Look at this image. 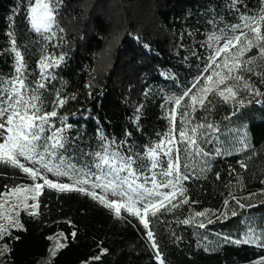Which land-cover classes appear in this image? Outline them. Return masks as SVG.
Segmentation results:
<instances>
[{
	"label": "trees",
	"instance_id": "obj_1",
	"mask_svg": "<svg viewBox=\"0 0 264 264\" xmlns=\"http://www.w3.org/2000/svg\"><path fill=\"white\" fill-rule=\"evenodd\" d=\"M96 1L51 0L60 8L53 32L37 33L28 19L29 0H0V81L7 87L14 74L12 36L24 57L25 83L42 97L41 114L53 110L57 92L67 98L51 118L53 130L64 128V156L78 167L91 166L93 157L86 154L100 150L103 134L108 142L115 141L110 150L134 156V167L146 174L150 168L146 150L173 126L169 107L193 88L222 41L248 30L242 17L258 18L264 0H157L154 14L160 31L149 38L157 53L144 51L123 28L111 42L110 56L104 54L109 46L108 24L97 14ZM88 6L92 9L86 10ZM85 13L90 21L84 23ZM234 25L241 27L234 29ZM261 31L264 34V26ZM259 47H264V41ZM259 47L242 54L255 58L252 71L243 76L251 88L240 90L232 102L209 94L210 106L191 111L196 122L223 127V131L229 125L245 126V148L215 153L214 145L202 144L206 163L192 171L184 167L187 159L182 151L180 171L189 178L180 181L175 196L164 202L166 208L156 216L149 214V229L124 209L117 216L89 195L45 186L35 194L37 208L19 211L22 227L3 237L10 264H38L57 231L65 236V244L50 264H160L157 252L164 264H261L263 245L236 242L245 227L264 225V58ZM61 54L64 59L58 66L41 73V57L51 62ZM40 84L45 87L40 89ZM256 89L261 95H255ZM183 100L176 109V124L184 113ZM93 171L102 175L99 169ZM86 178L92 190L95 178ZM20 183L31 187L34 181L19 168L0 163V200ZM95 191L102 195L98 188ZM200 212L206 214L197 215ZM148 230L153 232L156 248L147 238Z\"/></svg>",
	"mask_w": 264,
	"mask_h": 264
},
{
	"label": "snow or ice",
	"instance_id": "obj_2",
	"mask_svg": "<svg viewBox=\"0 0 264 264\" xmlns=\"http://www.w3.org/2000/svg\"><path fill=\"white\" fill-rule=\"evenodd\" d=\"M55 8L52 7L51 0H29L28 19L32 29L37 32H50L53 26L56 24ZM244 20V28H247L250 33L253 34L252 39H248V33L241 31L239 35H235L230 38H226L222 47L215 51L214 56H210L209 60L215 64L216 68H226L229 73L233 71V67L236 70L241 68L240 63H236L233 67L228 65L227 52L230 46L234 45V41L239 43L242 40L245 41V46L240 48V53L245 51H251L253 47H259V42L264 41V34H262L261 28L264 26V10L259 13L257 17H242ZM234 29H239L240 25L232 26ZM63 31V29H61ZM11 35V34H10ZM211 39L219 40V37H211ZM12 51L16 57V73L17 75L12 77L7 82V87H3V81H0V163L11 165L12 167L19 168L24 173L28 174L34 181L39 179L43 180V183H36L32 189L40 194V191L47 186L50 189H56L59 192H72L77 191L91 196L93 199L99 200L105 207L115 210L117 216H120L121 209L131 213L133 216L139 217L140 222L145 229H149V220L147 217L156 216L157 212L166 208L164 201L169 200L170 197L175 196L177 184L183 179L187 180L189 177L181 173V152L186 155H206L203 149L199 147L197 132L201 128H206L211 131H215V127L212 124H199L195 127H185L189 121L187 117L188 112L182 114L180 123L181 127L177 131L176 129V109L181 106V101L184 97H190L191 103L187 107L192 108L195 112L196 105L199 104L201 108H207L212 104V101L208 98L210 93H213V87L210 82H213V76L221 77L220 72L213 71L212 75L206 77L205 86L200 88L201 95L197 96L192 94V89L186 90L181 97L175 99V106L170 115V119L173 122L171 133L167 134L164 139H161L159 143L153 148H149L145 153L147 161L150 162V168L148 171L150 176H145L143 171L137 165V158L132 155H121L119 151L110 150L115 141L108 142L107 138L101 134L100 139L103 142L100 150L94 153L86 154L93 157L91 166L85 164L82 167H78L67 159L63 152L65 148V137L62 135L64 128H55L51 123V118L57 116L56 108L62 107L66 103L67 98H61L59 92L56 93V98L53 101L55 107L52 111H46L41 114V107L43 104L42 97L37 94V89L29 90V86L25 83V77L23 75L25 64L24 57L21 52L15 47V40L12 41ZM221 53H225L224 64L216 63V57ZM259 55L264 58V47H259ZM64 59V55L61 54L58 59L52 58L49 62V57H41L38 62L41 65V73L45 69L53 67V65L59 64ZM255 59V58H252ZM252 59L246 63L251 64ZM212 64L208 65L211 68ZM251 72V68L245 69ZM230 76L219 78L213 82L216 85L223 84L226 79H230ZM237 80L243 79L241 76L236 77ZM197 84L200 83L197 78ZM43 89L45 85L40 84L38 86ZM196 84L193 85V88ZM246 88H251V85L245 84ZM226 93L231 94L230 96ZM223 99L224 102H228L230 98H235L236 92L231 88H227L225 91H218L216 93ZM255 95H261L258 89L255 90ZM75 98L74 96L72 97ZM58 101V103H57ZM260 101H257L259 103ZM243 105V101H239ZM251 103V101H249ZM6 117V119H5ZM70 127V126H66ZM50 133V134H49ZM178 136V139H177ZM181 145L184 147L181 148ZM163 151V156L166 157V161H162L158 157ZM23 158L25 161L31 162L33 165L39 164L40 167H28L25 163L21 162ZM56 161V163H54ZM145 161H141L144 163ZM166 163V167H162V164ZM187 167V165H184ZM241 167H247L245 164H241ZM160 168L158 175L162 177L161 180H157V173L155 169ZM41 169L45 173H54L56 176L69 177L71 183L56 182L48 179ZM93 169H99L102 175H97ZM124 173V175H121ZM175 173V182L172 179H163L172 177ZM86 177H94L95 180H103L104 183H96L92 181V190L86 189L85 184L89 183V179ZM143 178V183L137 181ZM219 178V174H217ZM151 183L152 187H146L147 183ZM264 183V181H262ZM96 188H103L106 192H110L113 196L120 199H107L106 195H98L95 191ZM159 188H171V192H159ZM15 191H19L18 189ZM183 189H181V194ZM234 200L235 197H232ZM35 199V197H33ZM170 202V201H169ZM187 203V199L184 200ZM236 203L241 207H245L240 204L239 200ZM228 201H225V205ZM175 206V205H174ZM32 208H37L38 205H31ZM248 207H254L249 205ZM31 215H36V212H31ZM206 212L197 213L199 216L205 215ZM232 215L235 216L236 212L233 211ZM5 219L11 221V217H5ZM189 221H184L188 223ZM211 223V221H209ZM14 226L22 227L18 221H15ZM201 228L205 227L204 224L199 225ZM7 234V229L0 225V238ZM75 236V233H73ZM147 238L152 242L153 248H156V243L151 230L147 231ZM237 243H247L248 241H236ZM62 247V245L57 246ZM7 250V245H5ZM106 251V250H104ZM156 258L160 261V264H164L163 259L157 252ZM99 259V257H94ZM264 264V261L261 262Z\"/></svg>",
	"mask_w": 264,
	"mask_h": 264
},
{
	"label": "rangeland",
	"instance_id": "obj_3",
	"mask_svg": "<svg viewBox=\"0 0 264 264\" xmlns=\"http://www.w3.org/2000/svg\"><path fill=\"white\" fill-rule=\"evenodd\" d=\"M156 3H157V0H98L93 4V6L97 7L98 9L97 14L100 15L104 20H106L108 24L109 34H108L107 42L109 46L108 48H105V53H104L105 56H110L112 52L111 42L114 41L118 36H120L119 34L123 31V28H125L127 31V37L133 39L137 44H139V46L142 47L144 51L147 50L148 52H151V53H157L154 46H152L151 43H149L151 41L149 38L152 37L153 39L160 31L159 30L160 24L157 21V18L154 14V10H155L154 8L156 6ZM52 7L55 8L56 10L55 12V16H56L58 13V10L60 9L59 5L52 4ZM89 9H92V8L88 6L86 10H89ZM83 15H84L83 16L84 20L82 18L81 20L84 23L85 21H90V16L87 13ZM76 22L77 21L74 20L73 24L74 23L76 24ZM53 28L50 32H53ZM246 33H248V39L253 38V34L250 33L249 30H247ZM239 34H240V31L238 32L237 35ZM12 41L13 39L11 36L9 40L11 47H13ZM224 42L225 40L222 41L220 45H218V48H220L221 44H223ZM244 46H245V41L242 40L239 43L234 41V45L230 46L227 52L228 65L230 67H233L236 63H240L241 68L239 70H236L233 67V71L229 73L226 68H223V67L219 69L216 68L215 64H213V62L210 61V64H212V67L208 68L207 71H204V73L199 77L200 83L199 84L195 83L196 87L192 88V94H195L197 96L201 95L199 90L200 88L205 86L206 77H208L209 75H212L213 71L220 72L221 77H225V76L231 77L230 79H226L223 84L216 85L213 82L217 81L221 77L213 76V82H210L211 86L213 87V93H210V94H213L215 97L222 99L216 93L218 91H225L229 87H231L236 92L235 98L238 96L240 90H246L247 88L245 87L246 83L244 82V78L241 80L236 79L237 76L243 77L244 74L248 72L245 70L246 68L252 69L254 66V59H252V56H244L240 53V48ZM214 55H215V52L213 56ZM105 56L102 55L104 59H105ZM224 57H225V53H221L220 56L216 57V63L223 65ZM250 59H252V63L251 64L246 63ZM161 73L164 76L166 75L165 72L163 71H161ZM16 75L17 73H16V57H15V69H14V74L12 77ZM226 94L229 96L231 95L229 93H226ZM235 98H230L228 102H232ZM190 103H191L190 97H186L182 102L183 104L182 106H184L183 108L184 112L189 113V116L187 117L189 124L184 125V126L191 128L199 124H205L202 122L201 123L196 122L194 119H192V115H191L192 108L187 107V105ZM174 107H176L175 104L169 107L171 113ZM196 107H200L199 104H197ZM181 117H182V114L179 115V122L178 124L175 125L177 131L182 126L180 123ZM222 128L215 127L216 129L215 131H211L206 128L199 129L197 132L199 147L202 148L201 147L202 144H205V145L211 144L215 146V150H214L215 153H226V152L228 153L231 151H238L241 148H245L248 145V136H247L245 126L229 125V127L224 131L222 130ZM171 129L172 127H170L166 131V133L160 138V140L164 139L167 134H170ZM177 139H178V136H177ZM159 141L155 142L150 148L155 147V145L159 143ZM183 147L184 146L181 145V148ZM203 152L206 153L205 151ZM184 156L187 159L186 165L188 169L192 171L193 168L195 167H203L205 165L207 153L206 155H196L194 153L191 155H185L184 153ZM208 157H210V155H208ZM158 158L161 159L162 161H166L167 159L166 157L163 156V151H161V154ZM20 159H21V162L25 163V165L28 167H37V168L40 167L39 164L33 165L31 162L25 161L23 158H20ZM54 163H56V161H54ZM162 167H166V163L162 164ZM160 170H161L160 168H157L154 170L157 173L158 181L162 179V177L158 175ZM41 172L44 173L48 179H51L53 181L71 183V181L67 182L65 178H63L62 176L58 177L54 173H45L43 169H41ZM144 175L150 176L151 173L148 172ZM163 179H172L173 182H175V173L173 174L172 177L163 178ZM104 182L105 181L101 180L99 183H104ZM137 182L143 183L144 182L143 178ZM36 183L42 184L43 180L38 178L37 180L34 181L31 187H29L28 184L20 183L15 187V189H13L11 192L4 195L3 199L0 200V225L4 226L7 229V234L13 228L18 227V226H14L15 221H18L19 225L21 224L18 218V214L21 209H28V210L33 209L31 205L35 204L34 202L35 199H33V197H35L36 192L33 191L32 189L34 188V185ZM89 186L90 185H87V184L84 185L86 189L89 188L90 190ZM180 186H181V182L177 184L176 192L180 189ZM146 187L151 188L152 187L151 183L150 182L147 183ZM17 189L19 191H15ZM98 191H102V195H106L107 199L109 200L120 199L119 197L113 196L110 192H106L105 189L103 190V188H98ZM157 191L171 192L172 189L171 188H159L157 189ZM5 217H11L12 219L11 221H9L5 219ZM3 237L0 238V264H10V262L5 257V255L8 253V246H7V250H5V245L7 244L4 242ZM61 239H63L64 244H65V236L63 235L61 231H57L50 236L49 243L51 242V240H54L55 242L56 241L59 242L61 241ZM239 241H248L247 243L258 244V245L264 246V225L261 228H257V227L246 228L245 227L244 230L241 232V235L239 236ZM44 256L38 260V264H40ZM51 260L46 261L43 264H50ZM80 264H87V262L82 261L80 262Z\"/></svg>",
	"mask_w": 264,
	"mask_h": 264
},
{
	"label": "bare ground",
	"instance_id": "obj_4",
	"mask_svg": "<svg viewBox=\"0 0 264 264\" xmlns=\"http://www.w3.org/2000/svg\"><path fill=\"white\" fill-rule=\"evenodd\" d=\"M63 244H64L63 239H61V241H59V242H57V241L55 242L54 240H51V242L48 245V248H47V251L45 253V256L42 259V261L40 262V264H43L46 261H50L55 256V254L57 253L59 248H61V247L58 248L57 246L58 245H62L63 246ZM79 264H80V262H79Z\"/></svg>",
	"mask_w": 264,
	"mask_h": 264
},
{
	"label": "water",
	"instance_id": "obj_5",
	"mask_svg": "<svg viewBox=\"0 0 264 264\" xmlns=\"http://www.w3.org/2000/svg\"><path fill=\"white\" fill-rule=\"evenodd\" d=\"M56 255V254H55Z\"/></svg>",
	"mask_w": 264,
	"mask_h": 264
}]
</instances>
